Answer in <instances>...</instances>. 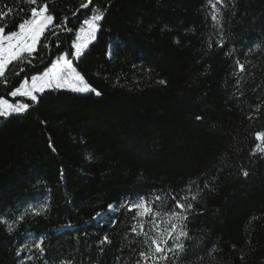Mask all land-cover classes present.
I'll use <instances>...</instances> for the list:
<instances>
[{
	"label": "trees",
	"instance_id": "16d2710c",
	"mask_svg": "<svg viewBox=\"0 0 264 264\" xmlns=\"http://www.w3.org/2000/svg\"><path fill=\"white\" fill-rule=\"evenodd\" d=\"M214 2L49 0L54 23L70 17L74 31L60 35L59 50L55 39L51 48L38 44L36 62L47 61L39 72L70 48L94 8H107L86 53L70 57L101 94L46 89L36 94L38 102L5 95L31 107L0 118V216L7 220L0 224V264H136L140 251L154 250L153 238L172 247L179 226L172 237L167 233L179 221L163 214L140 218L126 208L104 211L169 192L189 196L195 206L185 225L192 239L181 238L188 250L177 264H264V152L252 154L256 144L264 148L254 136L264 131V0H224L217 4L219 23L211 19ZM31 6L0 0V11L11 9L0 23H19ZM10 91L0 84V94ZM191 180L197 184L187 190ZM206 180L213 190L191 201ZM45 200V212L29 210L17 220ZM174 204L169 198L157 210L170 212ZM140 224L147 235L132 231L140 232ZM105 234L112 243L101 254ZM41 237L43 253L33 247ZM167 255L140 264H172L175 254Z\"/></svg>",
	"mask_w": 264,
	"mask_h": 264
},
{
	"label": "snow or ice",
	"instance_id": "6c2138e0",
	"mask_svg": "<svg viewBox=\"0 0 264 264\" xmlns=\"http://www.w3.org/2000/svg\"><path fill=\"white\" fill-rule=\"evenodd\" d=\"M26 3L32 6L28 9L23 18H20L19 23H0V84L5 88L12 86V91L0 94V118L5 120L14 114H23L31 107L29 103H24L19 100L12 103L9 99L5 98V95L12 98L27 97L32 102H38L36 94H43L46 89L69 88L77 93H95L97 96L101 94L95 88L91 87L85 80V77L73 67V60L70 59V57L78 60L86 53L89 44L96 39V33L101 27L100 22L104 19L107 8H94L92 13L81 22L79 29L75 30V38L72 40L70 48L60 53L54 60H51L50 66L45 67L43 72H39V66L44 65L47 61L41 58L38 63L36 62L38 44L43 48H51V44L48 41L55 39L57 50H59L61 45L60 35L62 33H73L74 29L67 26V22L70 19V17L67 16L63 17L61 23H54V15L51 14L49 10V0H44L43 3H41V0H26ZM89 3H91V0H89ZM217 4L223 5L224 0H215V2L211 4L214 10L211 19L219 23L217 18L219 8H217ZM87 7L88 4H81V8ZM19 11L21 13L25 12L23 8L19 9ZM78 11L79 9H77V12ZM9 15H11V9L0 11V21H3ZM72 16L75 17L76 12H74ZM16 18L17 17H13V19ZM49 31L51 32L50 36L47 35ZM225 42V39L221 37L217 44L222 48ZM111 47L112 45H110V48ZM209 47H212V44H209ZM255 47H260V45H256ZM109 56H111V51L109 52ZM48 59H50V57ZM236 63L239 70L243 71L244 65L240 64L239 60H237ZM16 66L19 67L17 68ZM32 70H35L36 74L30 75L29 82V72ZM10 71L12 72L11 78L8 76V72ZM21 74L24 75V79L19 81L18 86H13L14 81L19 78ZM159 83L163 84L165 81H159ZM237 84H239V81H237ZM196 119L200 120L202 118L196 117ZM254 136L257 141H262L264 140V131H257L254 133ZM256 152H264V148H262L260 144H256L252 154L254 155ZM87 158L91 159V156ZM243 174L245 176L248 175L247 171H244ZM195 184H197V181L191 180L185 187L187 190H190ZM204 189L213 190L207 180L203 188H200L197 193L191 195V201H198L199 193L203 192ZM169 198L175 201V204L171 207V211L157 210L167 208ZM48 207L49 202L47 200H45L39 208H33L29 205V208L25 210V213L18 216L17 220H23L24 215L27 214L29 210L34 215H40L45 212ZM125 208L129 214L135 211V216L140 218L151 217L152 220L155 221L157 217L163 214L169 215L179 221V225L173 223L171 225V230L167 233L168 237H172L173 232H176L179 226V231L174 237L177 242L174 243L172 247L164 249L161 247L162 242L153 238L151 239V244L155 245L154 250L149 248L148 252L140 251L138 254L140 259L136 261V264H140V261H146L149 255L157 260H169L170 258L167 253H174L175 259L172 260V264H177L180 257L188 250V246L181 238L188 240L192 239L185 228L186 222L189 221L190 218L188 213L190 211H195L194 204L189 202V196H180L171 192L166 195H155L153 199H146L144 196H139L137 200L126 199L119 205H108L106 213L111 215L118 209L122 210ZM178 210H183V214ZM103 215H105L104 212L97 213L92 219L96 220L97 217H102ZM6 223L7 220L5 217L0 216V224ZM112 223L115 225L117 221L113 220ZM249 223H251V220ZM69 227H71V225H69ZM154 227L158 229L159 226L154 224ZM12 228L13 225L9 224L8 231L11 232ZM139 228L140 232H137V226H133L132 231L136 232L137 235H147V233L144 232L143 224H140ZM43 242L44 237H41L40 240L33 245L40 253L45 251L42 247ZM111 243L112 241L107 234L98 241L101 254H104L105 251L103 246L105 244L110 245ZM145 243H147V241H145ZM132 251L134 252L135 250L133 249ZM214 251L215 248L213 247V249L208 252V255L211 256ZM20 252L21 249L18 248L16 250V255L19 256ZM157 253L161 255L157 256ZM26 259L32 260L33 257L28 256ZM118 259L119 257H117V260ZM59 264H74V262L71 259H63Z\"/></svg>",
	"mask_w": 264,
	"mask_h": 264
},
{
	"label": "rangeland",
	"instance_id": "374dc122",
	"mask_svg": "<svg viewBox=\"0 0 264 264\" xmlns=\"http://www.w3.org/2000/svg\"><path fill=\"white\" fill-rule=\"evenodd\" d=\"M29 82H30V79H29ZM64 90H67V91H71V92H73L71 89H69V88H64ZM75 93H77V92H75Z\"/></svg>",
	"mask_w": 264,
	"mask_h": 264
}]
</instances>
